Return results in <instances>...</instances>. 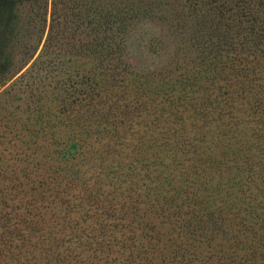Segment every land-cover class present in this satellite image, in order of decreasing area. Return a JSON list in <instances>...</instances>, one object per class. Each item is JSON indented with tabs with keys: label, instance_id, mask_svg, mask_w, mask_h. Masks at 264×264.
Instances as JSON below:
<instances>
[{
	"label": "trees",
	"instance_id": "trees-1",
	"mask_svg": "<svg viewBox=\"0 0 264 264\" xmlns=\"http://www.w3.org/2000/svg\"><path fill=\"white\" fill-rule=\"evenodd\" d=\"M22 23L0 264H264V0H0V76Z\"/></svg>",
	"mask_w": 264,
	"mask_h": 264
},
{
	"label": "rangeland",
	"instance_id": "rangeland-1",
	"mask_svg": "<svg viewBox=\"0 0 264 264\" xmlns=\"http://www.w3.org/2000/svg\"><path fill=\"white\" fill-rule=\"evenodd\" d=\"M28 5V3L25 4L24 12L28 11ZM46 31L47 28L41 31L37 27L33 28L32 26H28L23 23L21 24L18 38L13 39L10 44L13 49L12 69L6 75L0 76V82H2L3 79L6 80L9 76L16 74L15 72L18 71V69L22 67L23 64L24 69L25 66H27L35 58L44 42ZM9 82V80L5 81V85H7ZM5 85L3 87H5ZM3 87H1V89H3Z\"/></svg>",
	"mask_w": 264,
	"mask_h": 264
}]
</instances>
